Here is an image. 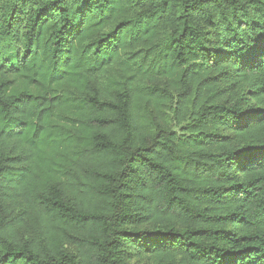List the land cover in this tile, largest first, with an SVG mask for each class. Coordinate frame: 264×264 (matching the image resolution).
Masks as SVG:
<instances>
[{
    "label": "trees",
    "instance_id": "trees-1",
    "mask_svg": "<svg viewBox=\"0 0 264 264\" xmlns=\"http://www.w3.org/2000/svg\"><path fill=\"white\" fill-rule=\"evenodd\" d=\"M264 264V0H0V264Z\"/></svg>",
    "mask_w": 264,
    "mask_h": 264
},
{
    "label": "rangeland",
    "instance_id": "rangeland-1",
    "mask_svg": "<svg viewBox=\"0 0 264 264\" xmlns=\"http://www.w3.org/2000/svg\"><path fill=\"white\" fill-rule=\"evenodd\" d=\"M143 262H141L140 264H142Z\"/></svg>",
    "mask_w": 264,
    "mask_h": 264
}]
</instances>
